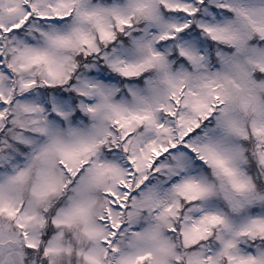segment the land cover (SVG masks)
<instances>
[{
    "label": "snow or ice",
    "instance_id": "6c2138e0",
    "mask_svg": "<svg viewBox=\"0 0 264 264\" xmlns=\"http://www.w3.org/2000/svg\"><path fill=\"white\" fill-rule=\"evenodd\" d=\"M0 264H264V0H0Z\"/></svg>",
    "mask_w": 264,
    "mask_h": 264
}]
</instances>
